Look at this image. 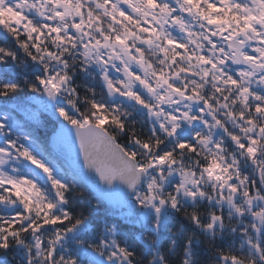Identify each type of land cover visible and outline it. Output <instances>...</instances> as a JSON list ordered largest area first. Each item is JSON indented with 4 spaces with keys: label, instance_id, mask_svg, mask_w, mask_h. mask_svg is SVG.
Masks as SVG:
<instances>
[{
    "label": "snow or ice",
    "instance_id": "6c2138e0",
    "mask_svg": "<svg viewBox=\"0 0 264 264\" xmlns=\"http://www.w3.org/2000/svg\"><path fill=\"white\" fill-rule=\"evenodd\" d=\"M0 41V264H264V0H0Z\"/></svg>",
    "mask_w": 264,
    "mask_h": 264
},
{
    "label": "trees",
    "instance_id": "16d2710c",
    "mask_svg": "<svg viewBox=\"0 0 264 264\" xmlns=\"http://www.w3.org/2000/svg\"><path fill=\"white\" fill-rule=\"evenodd\" d=\"M0 43H2V41H0ZM53 133V128H52V124L49 123L47 120L45 121V126L42 127L40 129V136L41 138H44L45 136H48ZM94 195L89 191L86 190L85 191V197L87 198H91ZM79 198V197H78ZM109 206H106L105 204L102 205L99 210H98V214H97V218H96V222L98 223H105V222H111L114 217L108 212ZM119 222V221H117ZM205 258H207L208 254L207 253H203L202 254Z\"/></svg>",
    "mask_w": 264,
    "mask_h": 264
},
{
    "label": "water",
    "instance_id": "95a60500",
    "mask_svg": "<svg viewBox=\"0 0 264 264\" xmlns=\"http://www.w3.org/2000/svg\"><path fill=\"white\" fill-rule=\"evenodd\" d=\"M53 133H51L50 135H49V137H51V135H52ZM81 163H82V161H81ZM98 182V181H97ZM93 195H95V192L94 191H91V190H89ZM107 206H109L107 203H105Z\"/></svg>",
    "mask_w": 264,
    "mask_h": 264
}]
</instances>
